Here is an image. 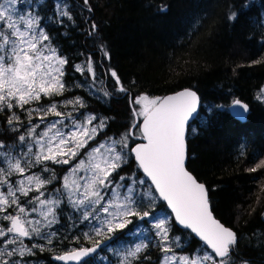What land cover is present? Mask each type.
<instances>
[{"label": "trees", "instance_id": "obj_1", "mask_svg": "<svg viewBox=\"0 0 264 264\" xmlns=\"http://www.w3.org/2000/svg\"><path fill=\"white\" fill-rule=\"evenodd\" d=\"M61 11L68 15H60ZM233 12L238 13L234 21L228 19ZM37 14L67 61L64 81L68 87L63 91L75 90V95L85 99L87 109L108 117L105 131L110 135L120 136L136 122L132 111L136 105L131 102L140 95L162 97L184 87L198 92L205 117L194 123L195 133L189 132L187 168L206 184L215 216L236 231L229 264H264V168L249 171L264 156V101L257 99L264 85V0H88L87 4L84 0H40ZM89 58L92 71L84 66L78 71L77 66L87 64ZM112 71L127 91L118 90ZM91 75L109 94L106 99L74 86L75 81H87ZM50 97L62 100L61 94ZM237 98L249 104L245 120L228 111L207 112L210 106H229ZM27 106L32 105L0 111V141L19 140L21 131L12 125L21 119L9 125L7 118L13 113L26 118ZM52 166L50 177L58 167L59 185L65 169L56 163ZM118 170L126 177L131 170L138 177L143 175L132 155ZM157 208L174 219L159 197ZM59 211L62 245L56 252L62 253L69 243L80 247L83 240L92 245L82 236L75 239L77 225L65 218L63 208ZM136 223L133 220L124 232ZM171 231L188 243L186 252L207 247L190 229L172 224ZM115 235L119 239L111 243L132 241V234ZM160 249L159 243L150 241L133 259L137 264H158L163 254ZM37 252L34 258L41 264H68L54 259L53 242Z\"/></svg>", "mask_w": 264, "mask_h": 264}, {"label": "snow or ice", "instance_id": "obj_2", "mask_svg": "<svg viewBox=\"0 0 264 264\" xmlns=\"http://www.w3.org/2000/svg\"><path fill=\"white\" fill-rule=\"evenodd\" d=\"M24 2L25 0H0V111L12 109L13 101L16 106L23 108L30 101L39 100L41 94L58 95L64 90L62 81L58 79L63 75L59 66L67 61L58 57L54 49L40 46L41 41L49 40V36L43 29H39L37 32L40 17L29 13L26 18L25 14L18 12L17 5L22 6ZM84 2L87 4L88 0H84ZM244 7H248V5ZM60 15L67 16L68 12L61 11ZM237 15L238 13L233 12L228 19L234 21ZM93 29H95V25H93ZM46 51L50 54H45ZM104 54L108 55L106 51ZM52 61H55L58 66H54ZM255 62L259 63L260 61ZM77 70L82 71L79 66H77ZM88 70L92 71L91 58H89ZM111 75L120 85L118 90L127 91L120 84L116 72L112 71ZM107 95L109 94L105 92V96ZM257 99L264 100V89L258 94ZM67 103L73 102L68 101ZM76 103H80L79 99ZM131 103L140 106L139 111L136 107H133L132 111L134 117H143L142 124L134 122L128 132L123 134L119 140L110 138L107 142H102L90 149L85 154L87 164L85 159L79 160V163L71 171L75 174L83 169L90 173L89 176L81 177L85 180L83 185L77 181H72L69 185L68 178L65 177L64 187L67 189L68 198L74 207L82 209V221L96 222L91 227V233L85 232L84 237L91 240L92 234H94L95 236H106V239L97 240L92 247L81 246L79 249H73L68 253L54 257V259L65 262L75 261L77 264H94L99 253L109 249L111 242L119 239L115 233L121 232L123 235H128L142 231L140 223H136L132 229H128L127 233L124 232L129 224H133V220L129 217H136L138 222L153 224L156 230L155 235L160 238V250L164 253L161 264H169L170 261L177 259L180 264H202L205 260L212 261V264H229L230 253L237 243L236 233L213 217L208 189L185 168L186 136L189 132L195 133L197 129L192 125L202 120L200 97L195 91L184 89L165 97L150 98L146 94L140 95ZM81 106L83 105L81 104ZM213 109L228 111L234 118L244 120L248 112V105L235 99L229 106H210L207 112L211 113ZM44 111L45 115L49 112L56 116L62 115L57 111L55 103ZM29 117H31V112H29ZM19 119L13 113L7 118V123L12 125ZM95 119V116H89L84 124H74L73 128L66 133L56 128L60 121L49 124L48 128L34 141L41 148L40 152L35 153V163L52 160L55 163L68 164L70 160L80 154V150L88 146L90 141L95 140L100 130L106 127V120L103 119L96 126L87 127ZM36 127L38 126L29 129V136L35 133ZM133 129L139 131V138L146 143H136L130 149V153L134 154L139 168L143 170L147 179H134L131 184H124L122 182L127 178L120 176L118 181L113 182L112 174L126 163V156L129 154L125 152V149L129 147L128 140L130 137L136 136ZM53 130L55 131L53 132ZM45 138H47L46 142ZM19 140L24 142L26 137L21 135ZM54 141H58L55 151ZM117 145H119V150L116 148ZM0 146H3L2 141H0ZM60 146L68 147V151L64 152ZM28 151L31 153V144ZM0 155L9 157L7 169L0 167V176L3 177L0 182L9 184L7 195L0 192V205H9L10 203L18 205L15 193L19 191L26 196L31 190L30 187H24L25 183L29 186L35 183L37 190L45 183H50V181L42 180L39 176L29 175L18 182L20 185L18 188H13L7 177L14 173L23 174L26 168L31 166V163L22 166L21 160L19 158L12 159L10 153ZM64 156H67V159L60 158ZM261 167H264V160H261L256 167L249 171L255 172ZM149 179L151 184L145 190L144 186ZM81 187L84 191L79 193ZM154 192L159 193V197L167 202L171 212L174 213V219L171 222L169 216L158 217L155 215L158 209L155 207ZM40 195L43 196V192ZM73 196L77 198L73 200ZM33 199L40 205L52 204L56 206L60 204L59 200H41L39 196ZM141 209L144 210L141 211ZM25 211L24 207L18 205L17 215L4 216L5 220L10 221L11 226L6 229L0 228V237L6 238L4 241L6 244L11 245L20 241L22 245L19 249L20 256H24L25 252L32 251L31 248L23 246L21 238L33 235L42 236L51 244L52 238L56 235L55 232L42 235L39 221L22 220L21 215ZM32 211L35 212L37 209L33 208ZM49 213L52 214L53 219L49 220L45 227H51L53 223L57 222L52 208L42 214L47 217ZM32 224L37 226H25ZM172 224L190 229L212 252L193 259L177 258L175 254L169 256L168 253L173 251L172 245L178 246L181 239L180 237L170 238ZM9 234H14L12 239H7ZM75 239L79 240V237ZM147 246L143 242L136 244L134 249H130L126 253L125 260L120 264H131L127 257H136ZM34 247L44 250L42 245H34ZM16 251L17 249H12L7 252V255L13 256ZM4 254V252H0V255ZM215 257L220 259L217 261ZM3 264H11V262L4 261Z\"/></svg>", "mask_w": 264, "mask_h": 264}, {"label": "rangeland", "instance_id": "obj_3", "mask_svg": "<svg viewBox=\"0 0 264 264\" xmlns=\"http://www.w3.org/2000/svg\"><path fill=\"white\" fill-rule=\"evenodd\" d=\"M39 1L40 0H25L24 4L22 6L17 5L18 12L25 14L26 18H27V15L29 13L33 16L39 17V15L37 14V4L39 3ZM256 4L260 5V2L258 1ZM259 16H260V14H259ZM39 29H43L44 32L47 34L44 26L41 24L40 21H39V24L37 27V32H39ZM40 46L46 47V49H54L55 54L58 57L64 59V57L59 54L57 48L51 42L50 37H49V40H47V41H41ZM45 54H50V53H48L46 51ZM51 63L54 66H58V65H56L55 61H52ZM64 66H65V64H63L62 66H59L62 69L63 75L61 77H58V79H60L62 81V83L64 85V89H65L68 86L65 84V81H64V77H65V74H64L65 67ZM83 66L88 68V63L85 65H82V66L79 65V67L81 69L83 68ZM76 85L85 88L89 93H91L94 96L100 97L102 99L107 98V96H105V89H104L103 85L93 75H91V78L89 77V79L87 81H83V82H76L75 81L74 86H76ZM74 86H69V89L73 88ZM262 89H264V85L261 88V90ZM261 90L259 91V93H261ZM74 93H75V90H72V89L67 91V92L62 91L60 93L62 100L52 99L48 95L41 94V98L39 100L30 101L32 106H27L28 114H26V116H25L26 118H21L17 113L16 116H18L21 119V121L17 124L12 125L14 127V129H16V131H21L20 136L24 135L26 137V140L24 142H21L20 140H18L16 142H15V140H14V142L2 141L3 146H0V154L10 153V157L12 159L19 158L21 160L22 166H27L29 163H31V166L27 167L26 171L23 174L14 173L12 176L7 177V180L10 182V184L13 188H18L20 186L18 182L20 180L25 179L29 175L39 176L44 181H50V183H45L39 190H37V186L35 183L31 184L30 186L27 183H25V185H24L25 188H29V187L31 188V190L28 192V195L25 196L19 191H17L15 193V195L18 198V205L22 206L26 209V211L21 215L22 220L26 219V220L39 221L42 235H46V234L52 233V232L56 233V235L52 238L53 245L55 246V253L53 254L54 256L62 255L64 253L71 251V249L73 250V249H77V248L81 247V246L77 247L76 243H69L67 245V247H65L64 250H62V253L56 252L57 247L62 245L61 235H60V232L58 231V228H57V224L60 220V216H59L60 211L59 210L61 208H63V210L65 211V215H66L65 218H67V220L69 218L70 221L72 222V224L77 225L76 235L79 238H80V236H82L81 239L84 238L85 240H89V239H86L83 234L85 232L91 233V227L93 224L96 223L95 221H91V222L82 221V209H77L76 207H74V205L72 204V202L68 198L67 189H65V187H64L65 177L68 178L69 185H71L72 181H77L79 184L83 185L85 183V180L81 179V177L89 176L90 173L85 172L83 169H81L79 172H76L75 174H73L71 169L74 168L79 163V160H81V159H85L86 164H87V159H86L85 154L88 153L90 151V149L96 147L98 144H100L102 142H107L110 138L112 140H119L121 138V136L123 135V134L120 136L110 135L105 131L106 127H104L102 130H100V132L96 136L95 140L90 141L88 146L86 148L80 150V154L77 157H75L74 159L70 160V162L68 164L56 163V165H60V167H64V169H65L60 176V178H61L60 184L58 185L56 183V181L59 180V177H58L59 169H58V167H55L56 172L52 178L50 177V173H49L51 167H53L52 164L55 163L54 161L48 160V161H42L39 164L35 163V153L41 151L40 145L34 143L35 139L48 128L49 124L56 122V121H60V123H58L56 125V128L59 129L61 132H65V133L68 132L69 130H71L73 128L74 124H84L89 116H95L96 117V119L93 120L91 124L87 125V127H89V128L94 127L97 124H99L100 120H102V119L106 120V125H107V121H108V117H106L105 115L98 114V113L94 112L90 107L87 109L85 99L81 96L75 95ZM149 97L155 98L154 96H149ZM78 99H79L80 103H76V101ZM68 101H72L73 103H67ZM53 103H55L57 105V111L62 113L61 116H56L55 114H53L51 112H49L47 115H45L44 110L48 109ZM13 104L16 106L15 101H13ZM81 104L83 106H81ZM136 108H137V111H139L140 106L136 105ZM29 112H31V116H32V113H34V116L29 117ZM200 114H201L202 119H204L205 113L202 114L200 111ZM41 117H43V118H41ZM142 119H143V117H139V123H141ZM33 126H38V127L35 128V133L32 136H29V134H28L29 129ZM65 126H67V127H65ZM192 126H195V124H193ZM54 131L55 130H53V132ZM77 135L79 137V134H77ZM136 135H139L138 130H137ZM187 135H189V133ZM135 138L136 137H130L128 140V146L129 147L127 149H125V152L129 153V154L126 156V163L125 164H127L129 162L131 155L133 156V154L130 153V149L133 147V144L131 145V141L133 142L135 140L134 143H137ZM18 139H19V137H18ZM137 140L140 141L141 139H137ZM46 141H47V138H45V142ZM57 143H58V141L53 142L54 151H55V145ZM30 144H31V153H29V151H28ZM60 147L62 148V150L64 152L68 151V147H64V146H60ZM116 148H117V150H119V145H117ZM45 152H46V148H45ZM26 153H27V155H25ZM8 158L9 157L6 155H0V167H4L5 169H7ZM60 158L67 159V156L60 157ZM262 160H264V156H263ZM135 164H134V167H135ZM137 166H138V162H137ZM142 174H143L142 176L138 177L137 171L131 170V173L129 174V176L126 177L124 174H122L120 172V170H117V172L112 174L111 179L113 180V182H116L119 180L120 176H125L127 179L125 181H123L122 183L131 184L134 179H140V178L147 179L143 172H142ZM2 179H3V177L0 176V180H2ZM149 184H151L150 180L144 186L145 190H147ZM8 187H9V184H5V183L0 182V192L5 193V195H7ZM83 191H84V189L81 187L79 189V193H82ZM41 192H43V196L40 195ZM153 195L156 196L155 207L157 208V198L159 197V195L157 192H154ZM259 195L261 197L262 194H259ZM37 196H39L41 200H48V201H51L54 199L59 200L60 204L56 205V206H54L52 204L40 205L38 203V201L33 199L34 197H37ZM76 198H77L76 196L72 197L73 200H75ZM159 199H160V197H159ZM63 203L68 206V209L63 207V205H62ZM18 205L11 204V203L9 205H0V228L6 229L7 227L11 226L10 221L6 220L9 223V225H6L3 222V220H5L4 216L8 215V214L17 215L18 214ZM33 208L37 209V211H35V212L32 211ZM49 208H52L53 212L55 213V219L57 222L53 223L51 225V227H45L47 222L49 220L53 219V216L51 213H49L47 215V217H45V215L42 214V213H46ZM143 210L144 209H141V211H143ZM155 215L158 217L169 216V219H170L169 214H167L166 212L159 210V209H158V211L155 212ZM129 219L137 221L136 217H129ZM170 222H171V219H170ZM138 223H140V227H141L142 231H138V232H135L134 234H132V236H131L132 241L131 242L126 243V242L120 241L116 244L111 243L109 246V249H106V251L99 253V255L96 257V259L94 261V264H104L107 261L109 264H111V263L112 264H118L117 263L118 259H119V264H120L121 261L125 260L126 253L130 249H134L136 244L143 242V243L148 245L150 241H153L154 243L160 244V238L155 235L156 230L153 227V224H150L147 222H138ZM25 226L26 227H36L37 225L32 224V225H25ZM13 235L14 234H9L7 239H12ZM169 235H170V238H175V237L181 238L178 246L176 244L172 245L173 251L168 253L169 256L175 254V256L177 258L188 257L189 259H193L197 256L202 257L206 253L212 252L211 249H209L208 247H205V246H203V247L200 246L198 249H195L192 252H186L188 250L186 248V245H188V243L185 242V240L180 235L173 234L171 229H170ZM73 237H75V233H73ZM103 238H106V236H95L94 234H92V239L89 241H91L92 245H93L96 243L97 240H102ZM5 239H6L5 237H0V252L5 253L4 255H0V264H3L4 261H9V262H11V264H17V262H18V264H41V262H39L38 260H36L34 258L36 255H38L37 250H41V248L40 247H34V245H42L44 248L43 251H45V247L48 245L47 239L42 238V236H35V235H33L31 237L21 238L23 241V246H26L27 248L32 249V251L30 253L25 252L24 256H20V254H19V249L22 247L19 240L15 244L9 245V244H6L4 242ZM72 241H73V239L71 240V242ZM92 245H90V246H92ZM82 246L83 247H90L89 245H87L84 242V240L82 242ZM160 246H161V244H160ZM12 249H17L16 254L13 256H8L7 252L12 251ZM138 255H139V253L137 254V256ZM163 257H164V253L162 254L161 259H160L158 264H161ZM133 258L134 257H127V260L131 261V264H137ZM215 259L218 261L220 258L215 257ZM169 264H180V261H179V259H177L175 261H170ZM202 264H212V261L205 260L202 262ZM242 264H250V263L244 262Z\"/></svg>", "mask_w": 264, "mask_h": 264}, {"label": "water", "instance_id": "obj_4", "mask_svg": "<svg viewBox=\"0 0 264 264\" xmlns=\"http://www.w3.org/2000/svg\"><path fill=\"white\" fill-rule=\"evenodd\" d=\"M184 89H191L192 91H195L196 93H197V95L200 97V95L198 94V92L195 90V89H193V88H190V87H184V88H182V89H179V90H177V91H173V92H170V93H167V94H165V95H163L162 97H165V96H168V95H173V94H175V93H177V92H179V91H182V90H184ZM237 99H239V98H237ZM239 100H241L244 104H247L248 105V112L246 113V118H247V116H248V114H249V111H250V107H249V104L247 103V102H245L244 100H242V99H239ZM200 102H201V98H200ZM201 105H202V102H201ZM230 105H231V103H230ZM245 118V119H246ZM244 119V120H245ZM142 121H143V119L141 120V124H142ZM136 122H139V117H136ZM136 138L137 139H140L139 138V136H136ZM137 143H146V141H144V140H138L137 141ZM136 144V143H135ZM135 144L133 145V147L135 146ZM186 146H187V154H186V160H185V168H186V170L187 171H189L196 179H197V181L199 182V183H202V184H204L205 185V187L207 188V186H206V184L204 183V182H202V181H200V180H198V178L194 175V173H192L188 168H187V160H188V143H187V136H186ZM133 157H134V159H135V156H134V154H133ZM135 161H137L136 159H135ZM138 162V161H137ZM142 170V169H141ZM143 171V170H142ZM150 180V179H149ZM151 182V181H150ZM154 187V186H153ZM208 189V188H207ZM158 193V192H157ZM158 195H159V193H158ZM208 197H209V191H208ZM161 198V197H160ZM161 200H162V198H161ZM166 202V201H165ZM166 204H167V202H166ZM211 205V204H210ZM168 206V205H167ZM168 208L170 209V211H171V208H170V206H168ZM211 210H212V207H211ZM173 214V217H174V213H172ZM212 214H213V217L215 218V219H217L220 223H222L225 227H227V228H230L233 232H235L236 233V231H235V229H233L231 226H229V225H226L225 223H223L220 219H218L216 216H215V214H214V212H213V210H212ZM180 227H182V228H184L183 226H180ZM196 235V234H195ZM197 236V235H196ZM236 236H237V234H236ZM198 237V236H197ZM199 238V237H198ZM200 239V238H199ZM201 240V239H200ZM202 241V240H201ZM93 246V245H92ZM92 246H90V247H92ZM209 248V247H208ZM77 249H79V248H77ZM210 249V248H209ZM70 252V251H69ZM68 253V252H67ZM65 254V253H64ZM65 262V261H64ZM66 263H68V264H72V263H77V262H75V261H66Z\"/></svg>", "mask_w": 264, "mask_h": 264}]
</instances>
